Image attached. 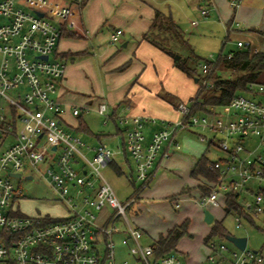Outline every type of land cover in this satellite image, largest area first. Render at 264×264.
<instances>
[{
  "label": "built area",
  "instance_id": "obj_1",
  "mask_svg": "<svg viewBox=\"0 0 264 264\" xmlns=\"http://www.w3.org/2000/svg\"><path fill=\"white\" fill-rule=\"evenodd\" d=\"M239 2L230 0L233 7ZM209 14L210 9H202V15ZM70 16V6L52 5L49 0H0V147L13 140L0 149V264H131L129 259H117L115 235L121 231L126 233L123 245L138 264H183L177 253L158 257V244L144 245L143 232L132 225L127 211L148 186L159 156L169 158L174 148L181 147L179 133L196 127L211 132L210 139L200 134L201 140L222 152L208 165L217 178L203 205H220V195L226 199L233 195L247 212L264 215L262 83H250L245 92L233 98L229 106L236 116L226 121L220 113H192L191 105L181 102V118L162 120V127L149 142L145 126L158 123L155 117L119 115L117 120L125 128V146L133 159L134 181L141 189L128 201L119 200L103 174L114 152L106 144H87L68 131L62 121L67 109L54 98L67 69V64L55 57L62 36L60 25L72 24ZM122 33L117 29L112 42ZM238 46L243 47L244 42L238 41ZM228 56L233 57V53ZM208 71L210 63L206 62L202 72ZM203 84L212 87L213 81L204 80ZM8 90H17L18 99ZM89 110L75 107L72 113L79 116ZM97 112L104 124L112 118L105 102L99 104ZM250 136L256 137L253 148L244 144ZM9 177L44 181L66 214H25L19 205L23 190ZM121 219L125 228L118 224ZM237 221L240 227L239 216ZM208 247V264H264V254L248 247L230 248L213 240Z\"/></svg>",
  "mask_w": 264,
  "mask_h": 264
},
{
  "label": "crops",
  "instance_id": "obj_2",
  "mask_svg": "<svg viewBox=\"0 0 264 264\" xmlns=\"http://www.w3.org/2000/svg\"><path fill=\"white\" fill-rule=\"evenodd\" d=\"M49 1L52 5L70 6V17L73 21L72 24L60 25L63 35L55 51V57L67 64L66 75L57 84L54 94V98L67 109L63 115V125L87 144L103 143L114 152L113 161L105 168L115 165L118 174L125 175L132 181L134 191L129 200L135 195L138 185L134 181L133 159L125 146V128L118 122L117 117L122 114L155 117L158 123H147L145 126L146 142H149L153 133L162 127V120L177 121L181 118L178 105L187 99L191 100L199 88L196 79L186 76L174 66L172 56L143 40L144 33L152 26L156 10L170 14L181 29L184 14L173 5L178 2L176 0ZM184 3L186 4H183V8L189 7L187 11L190 13L194 12L192 8L196 5L201 14L203 8L210 9L209 16L215 14L220 22L227 24L228 28L232 27L234 35L246 36L260 47L256 52H264V40L258 37L260 33H264V0H240L237 7H233L230 0H184ZM50 18L58 22L54 15H50ZM117 29H122L123 33L114 43L111 38ZM120 41L121 45L118 44ZM158 53L168 63L162 61L160 64L157 61L154 64L153 56H158ZM149 73L151 77L147 78ZM102 102L108 104L112 115L106 125L112 122L113 127L96 133L84 116L91 112L96 113ZM75 107H89L90 110L74 116L72 109ZM81 120L89 131L77 130ZM193 129L179 133L177 140L180 143L182 141L181 151L174 148L169 158L163 159L162 154L159 156L148 186L142 191L139 201L129 209L133 211L136 219V223L132 225L143 232L141 241L144 245L155 244L160 235H166L169 230L186 220L190 221L189 232L194 231L196 225H201L203 218L205 220L204 212L208 209L214 220L202 233L205 236H202L205 245L204 257L186 256V264H208L210 249L208 243L206 244V237L212 224L222 223L227 214L224 209L221 210L222 207L226 208L227 199L220 195V205H203L204 198L210 194L213 181L203 175L194 176L193 171L203 156L209 157L211 147L215 146L207 141V150L198 149L193 143L192 134H196ZM79 133L94 138L96 143L86 141ZM115 139L119 142L117 150L110 147V141ZM119 156L122 157L123 164L117 161ZM108 211L106 209L104 212ZM116 234H120L122 239L126 235L123 231ZM182 239L183 237L177 244L178 251ZM179 255L185 256L183 252ZM131 258L138 264L133 256ZM123 259L129 258L123 257L120 260Z\"/></svg>",
  "mask_w": 264,
  "mask_h": 264
},
{
  "label": "rangeland",
  "instance_id": "obj_3",
  "mask_svg": "<svg viewBox=\"0 0 264 264\" xmlns=\"http://www.w3.org/2000/svg\"><path fill=\"white\" fill-rule=\"evenodd\" d=\"M176 1L178 2L173 3V5L177 6L176 8L182 13V15L184 14L183 17L184 22L182 25L183 26L182 29L185 32L186 38L188 39V43L192 48H194L196 54L200 58H202V62H201L202 64L199 65L200 71H202V65L204 64L205 60L215 61L219 58L221 53L223 55H226L231 51L240 50L241 48L238 47V40L243 41L245 44L244 48L242 49H250L252 52H256L258 51V48H260L259 46L255 45V43H253V41L247 38L246 36L239 37L234 35L232 33V27L228 28L227 24L220 22L217 16H215V14H211V16L204 17L201 14V11L199 10V7L197 5L194 6V8H192L194 12L190 13L189 11H187L189 7L185 6V8H183V4L184 5L186 4L184 3V0H176ZM189 5L191 4L189 3ZM193 20H197L198 26L192 24ZM258 37L264 40V33H260ZM121 43L122 42L120 41L118 44L121 45ZM177 50L178 53L186 56L189 54L190 48L183 44H180L177 45ZM153 57H155L154 58L155 60L152 61L154 64L157 63V61H159L160 64L163 62L168 63V60L166 58L161 57L159 53L158 56H153ZM153 69H154V65H153ZM150 72H152V69H150ZM149 75L150 73L148 74L147 78L151 77ZM262 77H264V74L262 75ZM8 94L18 99L17 90H8ZM184 102L190 104L189 99H187ZM216 112L220 113V116L225 121L231 117L233 118L236 116V111L233 108H231L229 105L218 107L216 109ZM84 118L89 123L90 127L96 131V133L107 131L108 129H111L113 127L112 122H110L108 125L104 124L103 117L100 116L97 112L96 113L91 112L90 114H86ZM193 131L196 132V134H192V138L194 140L193 143L197 145L196 147L198 149L201 148L203 150L204 149L207 150L209 144L208 142L205 141L203 142L201 140L200 133L204 134L208 139H210L212 136L211 132L208 131L204 132L201 130V128L198 127L194 128ZM79 134L83 136L86 141L96 143V140H94V138H90V136L86 135L85 133H79ZM11 141L13 140L12 139L9 140V143H11ZM255 142H256V137L250 136V138L246 139L244 144L248 148H253L255 146ZM9 143L1 146L0 149H3ZM117 144H119L118 139L110 141V147L114 150H117ZM180 144L181 147L179 150L181 151L183 149L182 141ZM221 155H222L221 151H219L216 147H211L209 157L212 160L217 159ZM121 158H122L121 156L118 157L117 161L119 162V164H123ZM118 173L119 172L115 165H111L103 169V174L105 175L109 183L113 186L121 202H126L130 197V195H132L134 191V186L132 181L129 180L125 175H120ZM9 178L15 185L19 186L23 190L24 196L20 200L19 205L21 211L24 212L25 214L36 215V214L49 213L54 217L64 216V214H66L64 211L65 207H63L61 203L59 204L54 200V195L52 191L49 189V187L44 181L37 178L35 179H26L24 177L21 179L14 177H9ZM251 198H252L251 196L248 197V199ZM223 209L224 211H226L225 210L226 208L222 207L221 210ZM127 214L131 223L132 224L136 223L135 221L136 219L134 216L135 214L131 209L127 211ZM248 214L250 218L242 214H234V213L225 214L222 220V224L226 228L228 233L239 237H246L248 239L247 247L249 249L259 251L264 254V215L254 214L251 211H248ZM237 216L240 217V221L242 223L240 227L238 226ZM118 224L121 227L124 226L122 219L119 221ZM208 225L210 226V223L208 224L207 222H205L203 218L201 225L199 226L196 225L194 231L188 232V234L183 237L181 243H179V251L177 250L175 251V253L179 255L181 252H183L185 254V256L179 255L183 264H186L187 255H191V256L198 255L204 257L205 245L203 243L202 236L204 235L202 233L205 232V230L207 229L206 227ZM189 226H190V221H189ZM213 226L214 224H212V228ZM211 232L212 229L208 233L207 237L211 234ZM212 240L219 243L221 242L226 243L227 245L230 246V248H234V244L228 241L225 237L215 236L213 237ZM115 242L117 245V259L120 260L123 257H128L131 264H135L133 258H131V255L128 252V249L125 247V245H123L122 237L120 234L115 235ZM123 249H125V252Z\"/></svg>",
  "mask_w": 264,
  "mask_h": 264
},
{
  "label": "trees",
  "instance_id": "obj_4",
  "mask_svg": "<svg viewBox=\"0 0 264 264\" xmlns=\"http://www.w3.org/2000/svg\"><path fill=\"white\" fill-rule=\"evenodd\" d=\"M143 40L150 42L165 54L172 56L174 66L177 69L186 76L197 80L199 84L198 91L190 100L192 113L215 114L218 107L228 106L238 93L245 92L250 83L264 84V77H262L264 74V52H252L250 49L241 48L229 52L233 53V57H229V53L226 55L221 53L215 61L205 60L204 63H210V71L206 73L200 71L199 65L202 64V58L190 46L184 31L174 21L173 17L160 10L155 11L152 26L144 33ZM180 44L190 48L188 55L184 56L178 53L177 45ZM204 80L213 81V86H205L203 84ZM77 130L89 131L83 120H81L80 127ZM210 162L209 157L203 156L195 167L193 175H203L214 182L217 176L209 169ZM140 190L137 187L135 194ZM226 212L227 214H242L250 218L241 202L233 195L227 196ZM188 228L189 221L186 220L183 224L169 230L166 235H160L155 242L159 245L156 256L161 257L169 253H175L179 240L188 234ZM227 234L228 232L223 224L215 222L211 234L206 238V244L215 236L226 238Z\"/></svg>",
  "mask_w": 264,
  "mask_h": 264
},
{
  "label": "water",
  "instance_id": "obj_5",
  "mask_svg": "<svg viewBox=\"0 0 264 264\" xmlns=\"http://www.w3.org/2000/svg\"><path fill=\"white\" fill-rule=\"evenodd\" d=\"M39 15L40 16H44V13H40L39 12ZM47 58L48 57H44V59H47ZM17 176H19V175L17 174ZM204 213H205L206 222L212 223L213 220H214V217L211 214V212L208 209H206ZM226 239L228 241L232 242L236 247H238V248H240L242 250H244L247 247V244H248V239L246 237H239V236H235V235H232V234H227L226 235Z\"/></svg>",
  "mask_w": 264,
  "mask_h": 264
}]
</instances>
